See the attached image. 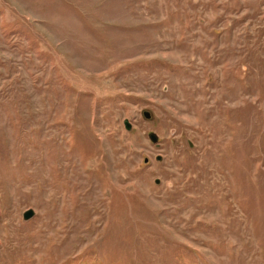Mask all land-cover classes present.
<instances>
[{"label": "rangeland", "instance_id": "obj_1", "mask_svg": "<svg viewBox=\"0 0 264 264\" xmlns=\"http://www.w3.org/2000/svg\"><path fill=\"white\" fill-rule=\"evenodd\" d=\"M0 264H264V0H0Z\"/></svg>", "mask_w": 264, "mask_h": 264}, {"label": "water", "instance_id": "obj_2", "mask_svg": "<svg viewBox=\"0 0 264 264\" xmlns=\"http://www.w3.org/2000/svg\"><path fill=\"white\" fill-rule=\"evenodd\" d=\"M143 114H144V116H145L146 118H149V117H150V113L147 112V111H145ZM127 127H129V126L127 125ZM148 137H149V139H150L153 143H156L157 140H158V136H157V134L154 133V132H150V133L148 134ZM161 159H162V158H161L160 155H157V156L155 157V160H156V161H160ZM147 160H148L147 158L144 159L145 162H147ZM155 183H159V179H155ZM34 214H35V211H34L33 209H28V210H25V211L23 212L22 217H23L24 220H28V219H30L31 217H33Z\"/></svg>", "mask_w": 264, "mask_h": 264}, {"label": "flooded vegetation", "instance_id": "obj_3", "mask_svg": "<svg viewBox=\"0 0 264 264\" xmlns=\"http://www.w3.org/2000/svg\"><path fill=\"white\" fill-rule=\"evenodd\" d=\"M144 112H145V111H144ZM144 112H143V113H144Z\"/></svg>", "mask_w": 264, "mask_h": 264}]
</instances>
